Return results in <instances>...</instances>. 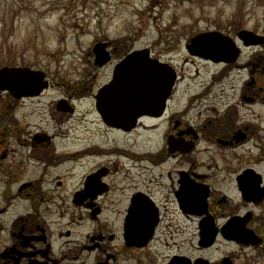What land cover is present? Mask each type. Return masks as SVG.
Segmentation results:
<instances>
[{
	"label": "flooded vegetation",
	"instance_id": "flooded-vegetation-1",
	"mask_svg": "<svg viewBox=\"0 0 264 264\" xmlns=\"http://www.w3.org/2000/svg\"><path fill=\"white\" fill-rule=\"evenodd\" d=\"M238 24L224 32L238 48L237 59L215 62L189 54L187 61L204 63L191 78L197 85L192 87L188 76L182 90L179 80L184 75L178 71L161 114H156L160 104L152 105L154 113L141 115L127 129L107 124L96 111L106 131L127 134L141 128L156 133L163 124L161 143L136 157L97 142L75 145L85 132L71 129L77 116L71 113L78 111L74 103L81 97L65 82L47 75L49 85L38 95L1 92L6 101L0 112V264H154L165 240L160 233L187 227L176 223L175 213L201 218L184 212L177 196L186 205L182 187L193 180L207 186L208 209L219 228L238 216L246 218L248 228L263 231L264 198L246 199L239 177L249 168L257 170L264 191V41L245 44L238 33L247 27ZM248 29L264 35V26ZM120 48V41H109L107 65L112 69L127 52L117 55ZM210 64L218 66L211 70ZM199 68L211 71L209 79L201 80ZM54 90L60 96L44 100ZM32 117L38 122L32 123ZM112 153L149 161L158 171L156 180L142 177L144 166H137L136 180L125 173L117 176L118 161L108 156ZM226 241L242 252L260 247ZM242 252L225 255L234 259ZM173 255H164V264Z\"/></svg>",
	"mask_w": 264,
	"mask_h": 264
},
{
	"label": "rangeland",
	"instance_id": "rangeland-1",
	"mask_svg": "<svg viewBox=\"0 0 264 264\" xmlns=\"http://www.w3.org/2000/svg\"><path fill=\"white\" fill-rule=\"evenodd\" d=\"M234 23L252 29L263 27L264 0H0V67L43 69L50 78L65 82L70 92L74 85H79L81 88H74L75 91L86 94L83 99L75 101L79 111L71 129L85 132H81L82 137L75 145L79 147L97 142L112 151L117 149L114 146L126 149L136 157L151 152L147 150L161 143L163 124L158 121L161 124L156 133L141 128L127 134L105 130L89 95L109 81L112 74L111 65L100 68L94 64L91 50L97 39L120 41L117 55L134 48L150 47L155 56L171 62L180 76L184 75L179 80L184 90L188 86V76L192 81L198 66L204 64L201 59L193 63L191 59L187 61L190 57L185 46L187 40L202 31H231L237 25ZM245 52L250 55L251 49L248 47ZM209 66L214 70L218 65ZM199 71L203 74L202 81L209 79L211 71L208 68H199ZM76 82L79 84H74ZM194 83L197 85L193 82L192 87ZM54 94L60 96L58 90L49 91L44 100ZM5 96L0 92V112ZM182 103L181 98L179 105ZM63 115L65 117L64 112ZM29 120L38 122V118ZM108 156L118 161L117 176L125 173L128 178L136 180L140 176L137 166H144L142 177L156 180L158 171L149 161L139 162L131 154L128 157L113 153ZM260 168L264 170L263 165ZM179 217L187 226H184L185 231L171 227L166 233H160L165 244L157 248L156 254L159 256L160 252V256L154 264H164L163 256L170 257L175 253L185 254L191 259L204 255L217 260L225 253L242 252L221 236L213 248L201 250L197 219ZM243 251L240 257L237 256L239 258L235 257L237 264L255 260H258L256 264H264V256L256 257L258 249L245 248Z\"/></svg>",
	"mask_w": 264,
	"mask_h": 264
},
{
	"label": "water",
	"instance_id": "water-1",
	"mask_svg": "<svg viewBox=\"0 0 264 264\" xmlns=\"http://www.w3.org/2000/svg\"><path fill=\"white\" fill-rule=\"evenodd\" d=\"M239 36L244 39L246 44L259 43L264 40L255 32L242 30ZM228 36L218 31L202 33L193 38L192 44L197 50H191L193 53L204 54L201 51L208 46H215L222 43L226 48L231 49V53L236 56L238 51L234 44L230 42ZM96 61L103 65L109 60V54L104 43L95 45ZM236 48V49H235ZM215 50V49H214ZM215 52L211 53V58H216ZM43 71L32 70L28 67H4L0 69V88L10 89L17 96L37 94L42 88L47 86V80L44 79ZM176 78L173 68L167 64H163L158 59H152L149 56V49L136 50L128 54L121 62H119L114 70V76L109 84L104 85L97 95V107L103 118L107 122L119 123L126 126L131 122H135L138 116L144 112H148L152 105L163 103L168 96ZM150 113V112H149ZM185 180V179H181ZM247 180L241 185L243 191L247 195H254L255 191L262 196L256 187L261 175H253L246 171L240 179ZM249 180V181H248ZM251 180L253 184L251 185ZM255 186L254 193L251 191ZM183 192L190 199L192 212H206L207 192H202V188H198L197 184L188 182L182 187ZM179 198H182L179 194ZM255 200H257L255 198ZM199 208V211H198ZM216 228L210 217L202 222L201 241L211 244L216 235ZM251 239L258 241L251 231H246ZM238 235L240 231H237ZM132 237H136V231L131 232ZM179 259H175L170 264H175ZM186 261V260H185ZM187 262V261H186ZM180 261L178 264H187ZM228 264L229 262H225ZM189 264V263H188ZM203 264V263H200Z\"/></svg>",
	"mask_w": 264,
	"mask_h": 264
},
{
	"label": "trees",
	"instance_id": "trees-1",
	"mask_svg": "<svg viewBox=\"0 0 264 264\" xmlns=\"http://www.w3.org/2000/svg\"><path fill=\"white\" fill-rule=\"evenodd\" d=\"M263 222H264V220H263Z\"/></svg>",
	"mask_w": 264,
	"mask_h": 264
}]
</instances>
